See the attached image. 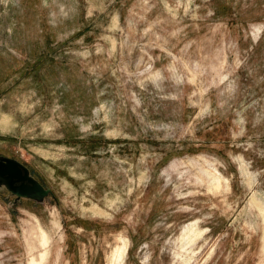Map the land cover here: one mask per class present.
Returning a JSON list of instances; mask_svg holds the SVG:
<instances>
[{"label":"rangeland","instance_id":"1","mask_svg":"<svg viewBox=\"0 0 264 264\" xmlns=\"http://www.w3.org/2000/svg\"><path fill=\"white\" fill-rule=\"evenodd\" d=\"M4 157L0 264H264V0H0Z\"/></svg>","mask_w":264,"mask_h":264},{"label":"water","instance_id":"2","mask_svg":"<svg viewBox=\"0 0 264 264\" xmlns=\"http://www.w3.org/2000/svg\"><path fill=\"white\" fill-rule=\"evenodd\" d=\"M0 178L6 180L9 189L20 196H45L48 190L34 178L23 163L12 158H0Z\"/></svg>","mask_w":264,"mask_h":264},{"label":"bare ground","instance_id":"3","mask_svg":"<svg viewBox=\"0 0 264 264\" xmlns=\"http://www.w3.org/2000/svg\"><path fill=\"white\" fill-rule=\"evenodd\" d=\"M196 222V221H195ZM194 224L189 225L186 230V238L189 242H193L196 237L199 235V232L193 228ZM41 244L43 246V250L37 255L33 256L30 260V264H43L48 256V249L47 244L49 243V238L47 233L42 229L41 231ZM128 247L125 245L121 248H117L111 257V264H119L123 259L124 255L126 254Z\"/></svg>","mask_w":264,"mask_h":264}]
</instances>
